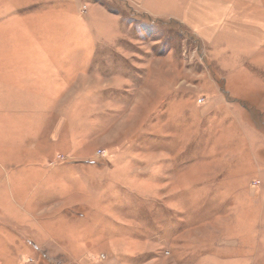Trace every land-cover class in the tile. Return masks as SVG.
Here are the masks:
<instances>
[{"label": "rangeland", "instance_id": "1", "mask_svg": "<svg viewBox=\"0 0 264 264\" xmlns=\"http://www.w3.org/2000/svg\"><path fill=\"white\" fill-rule=\"evenodd\" d=\"M0 264H264V0H0Z\"/></svg>", "mask_w": 264, "mask_h": 264}]
</instances>
